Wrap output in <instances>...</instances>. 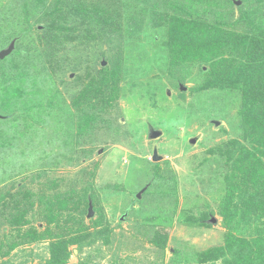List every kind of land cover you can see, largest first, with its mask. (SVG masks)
Listing matches in <instances>:
<instances>
[{
    "label": "trees",
    "instance_id": "obj_1",
    "mask_svg": "<svg viewBox=\"0 0 264 264\" xmlns=\"http://www.w3.org/2000/svg\"><path fill=\"white\" fill-rule=\"evenodd\" d=\"M2 1L0 51L12 40L16 43L11 54L0 59V123L13 124L14 139L28 142L51 117L59 125L63 146L71 150L62 156L68 160L62 166L68 169L78 164V151L90 157L97 143H118L117 139L127 137L111 122V114L128 68L120 55L124 46H115L108 56L111 66H87L76 78L81 77L84 83L70 106L52 83L54 75L64 76L65 64L58 55L67 44L139 39L142 28L150 26L158 34L164 55L162 71L173 86L184 85L191 77L190 68L199 70V81L189 91H216V96H224L218 97L224 107L236 110V135L207 150L221 167L222 175L216 171L217 181H210L219 184L215 200L225 233L222 245L189 253L175 262L264 264V0H11L17 2L13 3L16 9L6 11ZM81 66L83 61L73 70ZM58 79L61 84L63 78ZM38 81L44 88L36 86ZM65 118L67 125L63 124ZM85 145L87 148H81ZM150 164L152 181L166 184L174 198V174H163L158 163ZM48 171L41 168L18 181L16 171L8 181L0 182V258L18 247L46 242L47 258L37 264H68L73 253L113 243V228L95 190L99 163L62 178H50ZM89 202L95 213L90 225L85 223ZM198 207L203 209L191 221L210 226L213 212L209 204ZM5 226L9 237L3 235ZM146 231L150 244L163 251L167 235L156 225ZM72 246L75 248L70 250Z\"/></svg>",
    "mask_w": 264,
    "mask_h": 264
},
{
    "label": "rangeland",
    "instance_id": "obj_2",
    "mask_svg": "<svg viewBox=\"0 0 264 264\" xmlns=\"http://www.w3.org/2000/svg\"><path fill=\"white\" fill-rule=\"evenodd\" d=\"M10 1H2L5 11L16 9L13 3L17 5V2ZM1 16L8 22L12 20L10 16ZM35 28L33 25L34 32ZM157 36L152 27H143L139 39L122 38L121 42L118 38L111 43L89 39L84 43L85 47L76 43L67 44L58 55L65 64V73L63 77L54 75L52 83L57 85L65 103L71 106L72 98L84 83L81 77L76 80L84 74V68H99L102 61H105L104 67L111 66L108 56L115 52V46H124L120 55L125 59L128 76L122 82L121 95L111 114L114 119L111 122L117 124L119 133L127 135L123 140L117 139L118 143L109 140L97 143L90 157H84L77 150L75 158H79L78 164L68 169L62 166L68 162L62 156L69 155L71 150L63 146L59 125L56 126V121L49 119L51 117L41 128L42 131L28 142H19L18 137L14 139L13 124L6 121L0 123V182L3 179L8 181L16 171L19 172L15 177L17 181L24 175L37 173L41 168H48L46 175L50 178H62L99 163L95 179V186L98 187L95 190L104 217L113 228L114 241L110 246L96 244L78 254L73 253L68 264H179L175 260H183L189 253L203 252L223 244L225 230L221 226L218 201L215 200L220 194L217 191L219 184L210 181V178L216 180V171L219 176L222 175L221 167L207 150L236 135V110L224 107L222 99L218 98L224 96H216V91L202 94L189 91L199 81L197 68L186 71L192 74L183 85L185 91L180 89L181 84L173 86L162 71L165 60ZM77 46L82 47L81 50H75ZM80 61H83V66L74 71ZM188 74L185 73L186 76ZM59 77L63 78L61 84ZM36 86L42 89L45 84L38 81ZM57 120L59 122L60 118ZM68 123L65 118L63 124ZM150 128L161 132V136L149 140ZM223 128L226 133H221ZM191 140L195 142L191 143ZM82 147L87 148L86 145ZM154 150L160 157L157 162L152 161ZM150 163H158L163 174H174L177 191L174 198L164 187L166 184L152 181L154 171ZM52 166L54 169H49ZM145 188L149 189L143 192ZM140 192V198H137ZM205 202L212 209L215 222L210 220V226L204 227L194 224L191 219L199 217L203 208L197 209V206ZM194 203L198 205L193 206ZM94 218L93 212L91 217H85V223L90 225V220ZM44 224L41 229H44ZM153 225L168 237L163 251L148 241L146 230ZM2 232L0 230V236ZM5 234L9 237L6 226ZM46 244L39 242L18 247L5 258H0V262L37 264L41 258H47ZM74 248L72 246L70 250ZM174 250L178 251L177 255ZM188 264L196 263L191 261Z\"/></svg>",
    "mask_w": 264,
    "mask_h": 264
},
{
    "label": "water",
    "instance_id": "obj_3",
    "mask_svg": "<svg viewBox=\"0 0 264 264\" xmlns=\"http://www.w3.org/2000/svg\"><path fill=\"white\" fill-rule=\"evenodd\" d=\"M236 3H237V4H240L239 1H237ZM14 47H15V40H12V41L10 42V44H9L5 49H3V50L0 51V59H4V58L7 57L8 55H10L11 52L14 50ZM101 64H102V66H104V65H105V62L102 61ZM180 89H181L182 91H185V90H186V88H185L183 85L180 86ZM214 123H216V125H218V122H214ZM160 136H161V132H159V131H155V130L152 129V128H150V129L148 130V139H149V140H156V139L159 138ZM194 142H195V140H191V143H194ZM159 160H160V157L157 155L156 150H154V151H153V155H152V161H153V162H157V161H159ZM145 189H146V188H145ZM145 189H144V190H145ZM140 195H141V192H140V194L137 195V198H140ZM92 214H93L92 203L89 202V206H88V214H87V216H88V217H91ZM211 220H212L213 222H215V219H214V218H211Z\"/></svg>",
    "mask_w": 264,
    "mask_h": 264
},
{
    "label": "clouds",
    "instance_id": "obj_4",
    "mask_svg": "<svg viewBox=\"0 0 264 264\" xmlns=\"http://www.w3.org/2000/svg\"><path fill=\"white\" fill-rule=\"evenodd\" d=\"M15 43H16V41H15ZM9 44H10V43H9ZM9 44H8V45H9ZM4 49H5V48H4ZM104 62H105V61H104ZM146 189H147V188H146Z\"/></svg>",
    "mask_w": 264,
    "mask_h": 264
},
{
    "label": "flooded vegetation",
    "instance_id": "obj_5",
    "mask_svg": "<svg viewBox=\"0 0 264 264\" xmlns=\"http://www.w3.org/2000/svg\"><path fill=\"white\" fill-rule=\"evenodd\" d=\"M145 191H146V189L143 192H145Z\"/></svg>",
    "mask_w": 264,
    "mask_h": 264
}]
</instances>
